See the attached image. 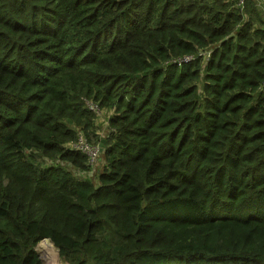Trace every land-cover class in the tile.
I'll return each mask as SVG.
<instances>
[{"label": "trees", "instance_id": "trees-1", "mask_svg": "<svg viewBox=\"0 0 264 264\" xmlns=\"http://www.w3.org/2000/svg\"><path fill=\"white\" fill-rule=\"evenodd\" d=\"M237 3L0 0V264H264V16Z\"/></svg>", "mask_w": 264, "mask_h": 264}, {"label": "rangeland", "instance_id": "rangeland-1", "mask_svg": "<svg viewBox=\"0 0 264 264\" xmlns=\"http://www.w3.org/2000/svg\"><path fill=\"white\" fill-rule=\"evenodd\" d=\"M259 4H260V8L263 12V16H264V1L259 0ZM108 114H111V113L110 112L97 113V115H98L97 119L99 122L98 130H100L101 132H102V128L106 127L105 125L108 122V119H109ZM98 165H99V167H97ZM99 169H102V165L100 166L99 161H97L94 168L90 171L91 172L90 176L92 177L91 179L93 181H95V180L97 181L96 177H97V172ZM82 175L84 176V174H82ZM37 251L40 255V258H41L43 264H68L67 262L64 261V259H62L59 256L58 249L51 242H49V243H47L45 241L41 242L37 247Z\"/></svg>", "mask_w": 264, "mask_h": 264}, {"label": "built area", "instance_id": "built-area-1", "mask_svg": "<svg viewBox=\"0 0 264 264\" xmlns=\"http://www.w3.org/2000/svg\"><path fill=\"white\" fill-rule=\"evenodd\" d=\"M247 0H238L237 6L244 10L245 2ZM211 53H207L205 55V58L208 60L210 58ZM191 57L185 58V62L189 61ZM90 108L96 112V113H101V110L99 109L98 105L94 103H89ZM70 148L74 149L84 155L87 156L88 158V164L91 166L93 169L95 164L100 158L101 152H100V147L99 144L91 143L89 140L84 136L83 134H79L78 140L72 144H70ZM45 242L49 243V240H44ZM43 242V241H42Z\"/></svg>", "mask_w": 264, "mask_h": 264}, {"label": "crops", "instance_id": "crops-1", "mask_svg": "<svg viewBox=\"0 0 264 264\" xmlns=\"http://www.w3.org/2000/svg\"><path fill=\"white\" fill-rule=\"evenodd\" d=\"M263 1H264V0H263ZM98 125H99V122H98ZM105 126H106V127H103V128H102V132H101L100 130L98 131V134H99V135H101V136H102V135H103V136L106 135V133H107L108 130H107V125H105ZM105 129H106V130H105ZM98 161H99V164H100V166H101V165H102V162H103V157H101V155H100V158H99ZM97 167H99V165H98Z\"/></svg>", "mask_w": 264, "mask_h": 264}, {"label": "water", "instance_id": "water-1", "mask_svg": "<svg viewBox=\"0 0 264 264\" xmlns=\"http://www.w3.org/2000/svg\"><path fill=\"white\" fill-rule=\"evenodd\" d=\"M99 147H100V152L103 153L105 148H106V140L105 139L101 140V143H99Z\"/></svg>", "mask_w": 264, "mask_h": 264}]
</instances>
